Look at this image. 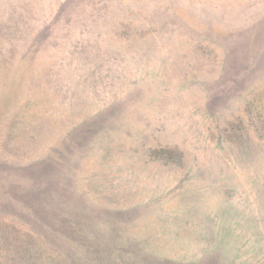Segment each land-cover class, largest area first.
Instances as JSON below:
<instances>
[{
    "label": "rangeland",
    "instance_id": "rangeland-1",
    "mask_svg": "<svg viewBox=\"0 0 264 264\" xmlns=\"http://www.w3.org/2000/svg\"><path fill=\"white\" fill-rule=\"evenodd\" d=\"M2 91L0 264H264V0H0Z\"/></svg>",
    "mask_w": 264,
    "mask_h": 264
},
{
    "label": "trees",
    "instance_id": "trees-1",
    "mask_svg": "<svg viewBox=\"0 0 264 264\" xmlns=\"http://www.w3.org/2000/svg\"><path fill=\"white\" fill-rule=\"evenodd\" d=\"M6 95L7 91H2L0 95L2 98V105H0V128H2L3 119L9 112L8 107L3 103ZM1 172H3V176L1 175ZM6 172H9L8 163H0V214L4 215L9 211L12 212L14 210H20L22 208L21 206H27L26 210H31L30 217L34 215L35 217L43 216L45 213H43V211L40 210L38 206L41 207L40 201H42L44 191L42 189H36V192L31 194L32 191H28V188L25 189L23 186H21L20 182H11L6 175ZM28 197L31 199L27 200ZM25 200L28 203L27 205ZM23 214H25V212ZM0 226H2L0 231L5 232L6 228L9 227L6 225V223H1Z\"/></svg>",
    "mask_w": 264,
    "mask_h": 264
}]
</instances>
